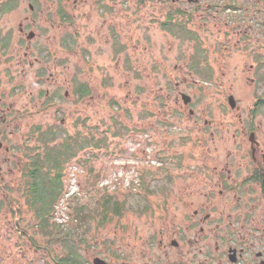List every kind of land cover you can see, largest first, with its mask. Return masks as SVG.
<instances>
[{
	"label": "flooded vegetation",
	"instance_id": "obj_1",
	"mask_svg": "<svg viewBox=\"0 0 264 264\" xmlns=\"http://www.w3.org/2000/svg\"><path fill=\"white\" fill-rule=\"evenodd\" d=\"M224 12L235 17L234 38H223L222 45L228 49L230 44L243 55L247 81L254 87L247 113L251 123L233 129L235 154L228 152L221 160L212 144L214 162L201 163L199 170L215 185L204 194H144L155 200L138 208L148 217L136 225L134 239L122 236L119 248L109 246L105 257L94 253L92 264L95 259L114 264L110 260L117 256L119 264H264V148L253 125L257 115L264 117V0H0V211L6 210L2 229L16 230L22 195L30 209L31 183L46 175L49 132L57 135L65 124L64 100L78 105L91 95L92 85H111V71L123 77L127 70L169 68L159 54L144 65L137 51L150 42L142 35L129 38L128 27L135 32L146 21L163 36L177 37L179 45L190 40L203 45L202 38H188L195 32L191 28L216 26ZM241 12L248 13V27L242 32ZM159 43L153 42L154 47ZM180 46L176 51L182 58ZM184 67L180 76L163 77L164 82L152 79L151 85L195 84L187 77L190 68ZM188 114L197 124L193 110ZM76 115L73 135L86 123V117ZM179 115L186 117L185 111ZM48 117L53 124L48 125ZM203 121L214 137L213 122ZM89 132L88 149H96L94 129ZM38 165L41 174L33 167ZM16 181L20 188L14 186Z\"/></svg>",
	"mask_w": 264,
	"mask_h": 264
},
{
	"label": "rangeland",
	"instance_id": "obj_2",
	"mask_svg": "<svg viewBox=\"0 0 264 264\" xmlns=\"http://www.w3.org/2000/svg\"><path fill=\"white\" fill-rule=\"evenodd\" d=\"M232 16L224 12L216 26L191 28L195 32L191 31L188 38H202L203 45L190 40L183 44L181 41L180 46L178 39H174L177 37L163 36L146 21V25L137 27L135 32L132 26L128 27L129 38L142 35L151 43L139 47L142 53L137 51L144 65L159 54L169 68L164 71L127 70V76L123 77L111 71V85H92L91 95L78 105L69 99L63 101L66 113L62 135L73 134L78 114L80 120L86 117L85 126L79 124L78 131L88 135L93 128L95 140L104 136L107 148L89 150L86 147L66 164L64 193L46 224L36 218L31 208L27 210L21 196L22 218L19 223L16 221V230L6 232L0 224V264H92L94 253L104 256L109 246L119 248L122 236L134 239L136 225L148 217L138 213V208L148 204L150 199L155 200L144 194H172L175 198L178 194H204L215 185L205 171L199 170L200 164L208 160L214 162L213 151L209 150L212 144L221 152V160L228 152L235 154L233 129L251 123L247 113L254 87L247 81L249 72L242 65L247 61L244 62L243 55L232 50L230 44L228 49L222 45L223 38H234L231 22L235 17L232 20ZM247 22L248 13L243 12L238 27L241 32L247 29ZM153 42L160 43L154 47ZM177 46L184 49L182 58L177 54ZM131 52L128 49L129 58L133 56ZM189 54L191 59L184 61ZM174 64L178 68L175 69ZM184 64L190 68L188 79L197 81L195 84L151 85L152 79L164 82V78L180 76ZM179 92L190 98L187 104ZM229 97L233 98L234 107L230 106ZM76 108L77 113L74 112ZM188 109L193 110L197 124L188 119ZM182 111L186 117L179 115ZM203 120L213 122L214 137L205 129ZM47 121L48 125L53 124L50 117ZM56 122L59 123V119ZM253 122L264 148V117L257 115ZM60 139L55 138L56 144ZM86 158L90 160L87 165L78 162ZM14 186L20 188L21 183L16 181ZM109 196L122 202L127 209L122 216L108 210L109 216L103 220L101 212L105 208L101 202ZM82 206L88 218L77 223L76 212ZM5 213V209L0 211V223ZM110 261L120 263L118 256Z\"/></svg>",
	"mask_w": 264,
	"mask_h": 264
},
{
	"label": "trees",
	"instance_id": "obj_3",
	"mask_svg": "<svg viewBox=\"0 0 264 264\" xmlns=\"http://www.w3.org/2000/svg\"><path fill=\"white\" fill-rule=\"evenodd\" d=\"M63 130H59L58 134L49 132V145L47 146L46 156V175L42 174L41 179L34 180L31 183V206L30 208L34 212L36 218L45 223L48 222V218L54 210L55 204L64 193V168L66 164L75 156L78 152L82 151L89 145V138L87 135L79 133V135H66L63 136ZM117 133V132H116ZM53 136V137H52ZM57 136V137H55ZM61 138L60 142L56 144L55 138ZM95 141V148H107L106 138H102ZM53 143V146H50ZM90 160L88 158L83 161H78L80 164L87 165ZM40 173L41 167L33 166ZM38 174V175H39ZM102 207L105 208L101 212V217L105 220L108 215V210L113 215H120L121 209L124 207L122 202H117L113 198L105 197L102 200ZM85 207H81L77 210L75 219L80 223L85 221L88 216L84 213ZM68 261L73 259H67Z\"/></svg>",
	"mask_w": 264,
	"mask_h": 264
},
{
	"label": "water",
	"instance_id": "obj_4",
	"mask_svg": "<svg viewBox=\"0 0 264 264\" xmlns=\"http://www.w3.org/2000/svg\"><path fill=\"white\" fill-rule=\"evenodd\" d=\"M181 98H182L184 104H187L190 101V98L188 96H186L185 94H181ZM229 104L231 107H234V105H235V102H234L232 97H229ZM94 264H104V263L100 259H95Z\"/></svg>",
	"mask_w": 264,
	"mask_h": 264
}]
</instances>
